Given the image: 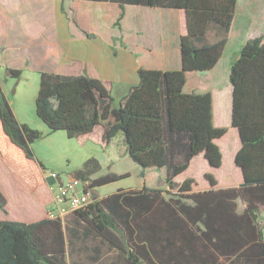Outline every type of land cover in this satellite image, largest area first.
<instances>
[{
    "label": "trees",
    "instance_id": "16d2710c",
    "mask_svg": "<svg viewBox=\"0 0 264 264\" xmlns=\"http://www.w3.org/2000/svg\"><path fill=\"white\" fill-rule=\"evenodd\" d=\"M86 1L118 4L122 12L117 28L127 4L184 11L186 30L178 45L181 69L139 68L138 84L118 104L98 79L40 73L35 114L49 132L63 131L69 139L99 127L102 144L109 145L121 134L128 158L141 168L140 176L150 168H165L168 189L121 188L102 198L93 196L65 221L0 220V264H68L67 257L80 253V258L85 254L96 264L101 254L97 244L108 245L117 264H264L263 232L257 222L264 208V35L241 47L228 78L230 126L237 129L241 144L234 163L243 183L238 188H214L217 182L206 175L210 189L194 192V180L177 183L176 178L200 154L210 167H221L222 154L214 141L227 130L212 125L209 93H183L185 76L209 71L219 61L236 0ZM5 75L18 80L21 72L6 69ZM100 100L105 101L101 109ZM41 135L17 121L0 84V170L19 178L39 201L46 186L44 167L30 145ZM101 168L91 157L74 178L93 192L129 176L108 171L93 178ZM238 198L245 202L241 213L234 203ZM6 206L0 192L4 214ZM90 241L95 243L91 248Z\"/></svg>",
    "mask_w": 264,
    "mask_h": 264
},
{
    "label": "crops",
    "instance_id": "0c3cea01",
    "mask_svg": "<svg viewBox=\"0 0 264 264\" xmlns=\"http://www.w3.org/2000/svg\"><path fill=\"white\" fill-rule=\"evenodd\" d=\"M120 12H122L120 6L115 2L0 0V73L6 77L5 70L13 69L20 71L21 74L27 72L35 78L39 77L40 73L67 77L82 75L101 81L108 91L113 93V98L119 101L138 84L139 68L162 72L181 69L182 59L178 45L180 37L185 34L186 30L184 11L127 4L124 5L120 27L116 28L115 23ZM123 28L129 30L130 33L126 39L122 36ZM261 35H264V0H236L231 30L219 61L209 71H190L185 76L183 93H209L212 99L213 127L226 129L227 132L223 138L229 135L233 139L229 142H221L223 138L214 141L222 154V164L219 168L210 167L203 154L192 159L188 169L181 175L184 179L194 180V192L210 189L205 179L206 175H210L217 182L214 188H238L243 183L241 169L234 163V156L241 144L237 129L230 126L232 103H230V108L222 113L223 93L221 90L225 89V94L232 93L231 85L229 82L228 85L226 84L230 64L238 57L241 47L249 39ZM4 97L11 106L17 121L31 128L27 122L26 113L22 111L19 115L5 94ZM102 134L103 129L96 127L93 133L77 139H81L82 143L94 140L105 148L109 146L113 152L117 147L120 151L116 153L118 157L130 160L126 154L121 134L109 145L102 144ZM224 153L229 161L233 159V173H228L223 169ZM140 169H138L139 176ZM158 176L161 182L159 186L155 184ZM43 178L46 182L45 191L40 201L35 204L40 205L42 211H47L48 206L52 204V192L49 186L55 180L45 173H43ZM15 179L18 181V190L22 188L24 192L23 187H25L31 191L19 178L15 177ZM140 179L139 187L124 189L138 190L144 186L162 191L168 189L165 183V168L147 169L144 171V177L140 176ZM1 183L0 181V192L3 196L6 198L5 191L7 190L10 196L14 197L15 194L14 198H16V191L14 193L4 188ZM107 195L109 194L101 198ZM234 203L237 213H241L245 208V202L238 198ZM6 211V214L3 213L4 216H0V220L17 221L8 218L10 214L7 206ZM44 218L46 217L41 216L33 222ZM257 222L262 229L264 239V208L260 210Z\"/></svg>",
    "mask_w": 264,
    "mask_h": 264
},
{
    "label": "rangeland",
    "instance_id": "374dc122",
    "mask_svg": "<svg viewBox=\"0 0 264 264\" xmlns=\"http://www.w3.org/2000/svg\"><path fill=\"white\" fill-rule=\"evenodd\" d=\"M122 36L123 39L128 38L130 36L129 30H124L123 28ZM0 84L3 93L8 97L15 112L20 115L22 114V111H24L27 115V122L31 125V128L38 130L42 134L41 137L36 139L30 146L34 154V158L43 165L45 174L50 175V173L53 172L58 174L61 179L74 177L76 171L81 170L88 159L95 157L101 163L102 168L97 174H94L93 177L96 178L108 171L115 174H129L128 178H123L114 184L103 186L97 190L94 189L92 196L95 198H101V196L113 193L117 189L137 188L140 186L141 179L138 175V169H140L139 166L134 164L131 160L118 157L116 153L120 151L117 147L114 149L115 152H113V149H110L109 146L108 148H105L101 146V144L96 143L94 140L82 143L81 139H69L63 131H48L45 124L35 114L34 101L39 90L38 76L35 78L33 75L24 72L18 80H15L7 76L5 77L3 73H0ZM226 84L228 85V80H226ZM223 90H221L223 93L222 113H225L226 110L230 108L231 92L225 94L226 91L225 89ZM110 95L112 96L113 93H110ZM112 97H114V95ZM114 101L116 104L119 102L117 99H114ZM232 140L233 139L227 135L221 142H229ZM119 145L121 144L119 143ZM112 152L113 156L111 155ZM233 165V159L232 161H229L228 157L224 153L223 169L226 172L228 171V173H233ZM0 174V181L2 182L1 185L8 190H12L14 193L16 191V198H14L15 194L13 195L14 197H12L8 194L7 190L5 191L8 202L7 210L10 214L8 218L25 222H33L41 216H45L47 218V214L51 210L52 205L48 206L49 208H47V211H42L39 207L40 205L38 206V204H35L39 201V198L33 194V191H29L25 187H23L24 192L22 191V188L18 190V181L15 177H7L2 174V172H0ZM158 178L159 176L155 182L157 186L161 183ZM183 179L184 176L179 175L176 181L182 182ZM38 208H40V210H38ZM0 216H4L1 210ZM63 220L65 221V218ZM92 245H95L93 241L87 243V247L89 248H91ZM97 245H99V248L101 249V254L99 261H97L96 264H113L119 262L116 253L111 251L108 245ZM87 254H92V252L89 251ZM80 256L81 253L73 256L70 255V257H67L68 264H93L87 260L85 254H83L81 258Z\"/></svg>",
    "mask_w": 264,
    "mask_h": 264
},
{
    "label": "built area",
    "instance_id": "2783aa9c",
    "mask_svg": "<svg viewBox=\"0 0 264 264\" xmlns=\"http://www.w3.org/2000/svg\"><path fill=\"white\" fill-rule=\"evenodd\" d=\"M55 182L49 186L52 192V208L47 214L48 219H63L69 213L82 210L92 202V192L86 190L79 178L70 177L64 181L56 173H50Z\"/></svg>",
    "mask_w": 264,
    "mask_h": 264
},
{
    "label": "water",
    "instance_id": "95a60500",
    "mask_svg": "<svg viewBox=\"0 0 264 264\" xmlns=\"http://www.w3.org/2000/svg\"><path fill=\"white\" fill-rule=\"evenodd\" d=\"M100 102H101V106H100V109H101L102 108V105L105 103V101L100 100Z\"/></svg>",
    "mask_w": 264,
    "mask_h": 264
}]
</instances>
